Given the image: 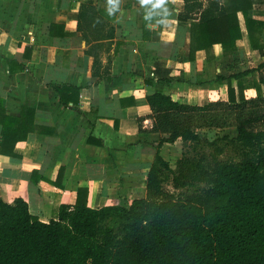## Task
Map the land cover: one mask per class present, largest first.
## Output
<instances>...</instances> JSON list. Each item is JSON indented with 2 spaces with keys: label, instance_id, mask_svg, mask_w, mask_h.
<instances>
[{
  "label": "crops",
  "instance_id": "crops-1",
  "mask_svg": "<svg viewBox=\"0 0 264 264\" xmlns=\"http://www.w3.org/2000/svg\"><path fill=\"white\" fill-rule=\"evenodd\" d=\"M207 1L198 0L202 8ZM250 2L247 18L263 24L264 42V0ZM180 13L182 0H0L1 108L28 127L15 157L0 155L2 202L19 198L46 223L74 204L79 189L91 209L144 196L160 138L146 131L145 98L159 90L192 106L226 101V78L264 62L240 13L234 50L217 44L189 58V23ZM229 83L236 96V80ZM179 147L176 140L159 148L171 169Z\"/></svg>",
  "mask_w": 264,
  "mask_h": 264
},
{
  "label": "trees",
  "instance_id": "trees-1",
  "mask_svg": "<svg viewBox=\"0 0 264 264\" xmlns=\"http://www.w3.org/2000/svg\"><path fill=\"white\" fill-rule=\"evenodd\" d=\"M182 1L177 18L189 23V58L217 44L223 53L234 50L237 13L250 48L264 49L263 24L247 18L250 0H208L203 8L198 0ZM230 79L236 80V96ZM225 82L226 101L192 106L159 90L145 98L146 131L160 138L144 196L128 206L88 208L79 189L72 206H59L42 223L21 199L0 200V264H264V62ZM248 88L254 97L243 96ZM59 98L64 103L60 91ZM0 126V155L15 157L27 122L5 116L0 100ZM225 129L234 136L204 134ZM176 140L185 150L171 169L159 148Z\"/></svg>",
  "mask_w": 264,
  "mask_h": 264
},
{
  "label": "rangeland",
  "instance_id": "rangeland-1",
  "mask_svg": "<svg viewBox=\"0 0 264 264\" xmlns=\"http://www.w3.org/2000/svg\"><path fill=\"white\" fill-rule=\"evenodd\" d=\"M264 94V93H263ZM204 134H208L209 138L212 139L214 138L216 135L217 136H223V135H227V136H234V130L233 129H225V130H215V131H210V132H207ZM179 146V145H178ZM185 150V148H183L182 144L180 143V147H179V157L181 156L182 152ZM229 154L228 151H225V155H223L222 157L224 158L225 156H227ZM166 190H171L170 188V184L169 183H166L164 184L163 186Z\"/></svg>",
  "mask_w": 264,
  "mask_h": 264
}]
</instances>
